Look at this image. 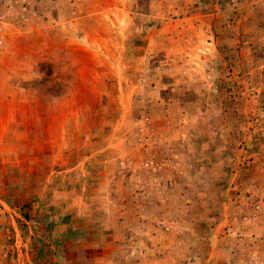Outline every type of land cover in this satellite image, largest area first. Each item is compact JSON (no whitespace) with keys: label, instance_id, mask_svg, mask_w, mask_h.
I'll use <instances>...</instances> for the list:
<instances>
[{"label":"rangeland","instance_id":"obj_1","mask_svg":"<svg viewBox=\"0 0 264 264\" xmlns=\"http://www.w3.org/2000/svg\"><path fill=\"white\" fill-rule=\"evenodd\" d=\"M0 264H264V0H0Z\"/></svg>","mask_w":264,"mask_h":264}]
</instances>
